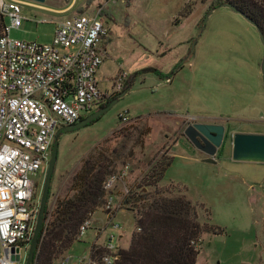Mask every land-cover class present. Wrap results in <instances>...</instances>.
<instances>
[{"label": "rangeland", "instance_id": "374dc122", "mask_svg": "<svg viewBox=\"0 0 264 264\" xmlns=\"http://www.w3.org/2000/svg\"><path fill=\"white\" fill-rule=\"evenodd\" d=\"M21 1L30 4L21 5L23 19L7 31L10 40L50 42L53 19L101 8L106 34L105 57L95 72L98 88L110 93L118 83L120 90L128 85L97 120L58 134L45 209L71 195V177L90 154H103L113 170L128 167L115 190L138 193L141 186L191 203L200 229L195 264H264V162L230 156L235 133L264 135V47L255 26L228 7L213 6L224 0ZM68 3V13L57 11ZM192 122L223 126L214 163L204 162L206 156L185 138ZM160 158L171 159L170 165L155 186H143V174ZM44 171L35 180V196ZM135 210L131 204L114 207L110 222L120 229L112 231L109 225L102 230L107 211L96 208L84 234L50 264H73L89 254L97 259L93 249L107 233L121 234L119 247L127 249L139 231Z\"/></svg>", "mask_w": 264, "mask_h": 264}, {"label": "built area", "instance_id": "2783aa9c", "mask_svg": "<svg viewBox=\"0 0 264 264\" xmlns=\"http://www.w3.org/2000/svg\"><path fill=\"white\" fill-rule=\"evenodd\" d=\"M21 4L0 0V264H24L40 198L34 194L35 180L48 164L57 131L90 114L121 88L119 83L110 93L98 88L95 72L105 57L106 34L101 8L63 17L54 23L50 42L37 43L7 38L10 28L21 25ZM4 18L10 20L8 26ZM127 169L122 166L103 185L107 220L102 230L107 225L112 231L120 229L110 219L128 193L125 187L115 190ZM89 224L87 219L79 226L76 238ZM120 238L107 233L97 259L89 254L73 264H117ZM15 248H24L22 261Z\"/></svg>", "mask_w": 264, "mask_h": 264}, {"label": "trees", "instance_id": "16d2710c", "mask_svg": "<svg viewBox=\"0 0 264 264\" xmlns=\"http://www.w3.org/2000/svg\"><path fill=\"white\" fill-rule=\"evenodd\" d=\"M225 2L248 18L264 39V0ZM221 3L214 1L213 6H220ZM2 30L0 19V34ZM127 86L114 95L125 92ZM170 162L171 159L165 158L156 161L149 174H143V186H155ZM113 168L112 160L103 154H90L82 162L71 177L68 187L71 195L56 200L51 211L44 210L32 264H50L58 253L69 248L79 226L91 217L96 208H104L107 192L103 185L119 171ZM122 203L135 207L138 215L135 227L139 231L131 236L127 249L119 250L117 264H195L198 251L194 249L193 242L199 238L200 229L187 199L178 195H163L155 189L148 193L139 186L138 193L128 192ZM93 250L94 254L101 252L100 247Z\"/></svg>", "mask_w": 264, "mask_h": 264}, {"label": "water", "instance_id": "95a60500", "mask_svg": "<svg viewBox=\"0 0 264 264\" xmlns=\"http://www.w3.org/2000/svg\"><path fill=\"white\" fill-rule=\"evenodd\" d=\"M34 2L41 3L43 0H32ZM67 3V0H63ZM220 6L228 7L233 12L240 14L238 11L234 10L229 3H221ZM242 15V14H240ZM245 17V16H244ZM246 18V17H245ZM249 22L250 20L246 18ZM207 20V17L203 21ZM250 24H252L250 22ZM253 25V24H252ZM254 26V25H253ZM256 28V27H255ZM260 35L261 43L264 47V39ZM261 74L264 77V55L261 60ZM124 92L119 93L116 97H120ZM116 100L110 101L105 107L100 109H95L87 116L78 119L74 123L61 127L55 134L52 148L50 150V156L48 164L44 171L43 183L41 184L40 198L38 200V210L35 216V223L33 227V233H31V238L26 251L24 264H32L34 262V250L37 244V236L40 233V228L42 224V217L44 216L45 203L48 197L49 183H51V174L56 160V151L58 150L57 136L60 133L71 132L76 129H80L87 124L91 123L93 120H97L108 107ZM183 134L185 138L196 148V150L202 152L206 157L203 159L204 162L214 163L213 156L216 154L217 149L220 148L222 143V138H224V128L221 124L213 123H188ZM231 159L234 161L246 160V161H263L264 162V135L263 134H247V133H235L231 138ZM19 248H15L14 251L17 253ZM15 260L18 256L13 257Z\"/></svg>", "mask_w": 264, "mask_h": 264}, {"label": "crops", "instance_id": "0c3cea01", "mask_svg": "<svg viewBox=\"0 0 264 264\" xmlns=\"http://www.w3.org/2000/svg\"><path fill=\"white\" fill-rule=\"evenodd\" d=\"M18 1H21V0H18ZM21 2H22L21 5H24V4H30V3H28L27 1H21ZM96 6H98V5H96ZM71 8H72V3H68L67 6H64V7L60 8V9H57V11L62 12V13H63V12L68 13V12L70 11ZM80 12H82V10H78V11L75 12L74 14H77V13H80ZM74 14H73V15H74ZM62 18H63V17H62ZM62 18L53 19V20L51 21V23L53 24V28H54V23H55L56 21L62 19ZM51 36H52V35H51ZM25 41H26V40H25Z\"/></svg>", "mask_w": 264, "mask_h": 264}, {"label": "flooded vegetation", "instance_id": "af4514ba", "mask_svg": "<svg viewBox=\"0 0 264 264\" xmlns=\"http://www.w3.org/2000/svg\"><path fill=\"white\" fill-rule=\"evenodd\" d=\"M112 100H117V97H116L114 94H111V95H109V96L103 98V99L100 101V103H99L97 109H100V108L105 107V106H106L110 101H112ZM97 109H96V110H97ZM72 132H73V131H71V132H66V133H60V134L65 135V134H67V133H72Z\"/></svg>", "mask_w": 264, "mask_h": 264}]
</instances>
